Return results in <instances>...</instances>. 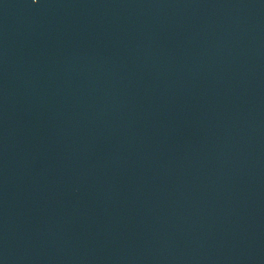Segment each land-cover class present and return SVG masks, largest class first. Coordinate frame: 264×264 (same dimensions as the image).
Masks as SVG:
<instances>
[{
  "label": "water",
  "instance_id": "obj_1",
  "mask_svg": "<svg viewBox=\"0 0 264 264\" xmlns=\"http://www.w3.org/2000/svg\"><path fill=\"white\" fill-rule=\"evenodd\" d=\"M0 264H264V0H0Z\"/></svg>",
  "mask_w": 264,
  "mask_h": 264
}]
</instances>
